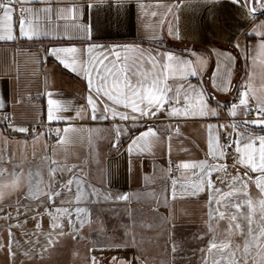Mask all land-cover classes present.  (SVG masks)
<instances>
[{"label": "crops", "instance_id": "crops-1", "mask_svg": "<svg viewBox=\"0 0 264 264\" xmlns=\"http://www.w3.org/2000/svg\"><path fill=\"white\" fill-rule=\"evenodd\" d=\"M242 3L243 0L241 4H235L233 0H19L15 3L16 38L0 40V122L10 115L12 123L7 127L0 126V169L6 170L0 173V180L12 179V173H20L21 169L25 175L31 170L34 181L40 178L35 175L39 170L44 181L42 186L51 183L54 189L60 188L61 181L74 179L71 186L65 184L60 189V195L51 201L43 196L38 199L27 197L25 186L6 195L1 199L0 206L15 207L23 202L27 217H38L49 224V211L55 212L56 207L68 208L78 231L69 228L66 216L59 218L61 228L48 231L52 233L51 239L68 237L73 241L71 250L66 253L61 251L60 254H69L71 264H93V257L97 264H113V257L117 261H129L128 253L120 252V247L122 250L133 247L136 255H146L142 246L128 244V241L137 235L139 239L146 233L150 235L147 229L150 227L152 230V222L147 218L153 216L154 223H164L166 219L159 214L164 213V209L168 210L170 200L176 204L183 201L187 210L186 205L192 208V204L196 203L194 197H208L207 191L197 195L182 191L198 179L193 172H199V169L181 168L182 162L207 160L209 164L225 165L223 170L212 173L215 186L222 189L227 187L230 176L243 174L246 171L244 165L233 166L237 155L236 133L230 125L233 121L238 123L248 118L239 114V110L236 116H232L228 108L239 99L238 88L248 80L249 69L254 73V87L259 89L261 84L264 67L259 60L255 66L248 60L246 69L245 57L241 53L246 46L251 48L260 39L253 33V28L264 23V8L256 7L255 0L256 11L249 14ZM138 4H143V9ZM21 8L32 10L23 14L25 18L31 17L38 31V35L32 38L19 37ZM78 24L87 26L90 31L82 32L76 27ZM237 42L239 48L235 46ZM91 43L104 47L113 44L137 45L153 54L171 51L175 56L192 60L196 59L193 51L196 55H203L207 58V67L202 76H189L186 81H181L179 77L170 78L169 83L175 80L186 86L187 83L197 85L202 80L207 89V102L217 109V114L169 117L166 111L161 110L150 121L157 129L158 138L150 146H134L129 155L131 137L145 130L143 123L121 121L118 116L113 118L111 113H108L107 119H93L91 106L86 100V76L66 68L50 51L53 47L75 46L81 49L80 57L86 59L87 46ZM225 53H230L235 58L234 62L230 63ZM255 54V49H252L250 55ZM218 60L221 76L226 70L231 71L228 92L218 91L209 83V74L216 71ZM148 68L150 64L145 61L144 70ZM93 74L95 76V72ZM49 99L65 104V110L59 115L66 119L48 120ZM104 100L106 97L98 101L97 115L101 114ZM249 102L254 103L251 97ZM183 104L181 99L177 106L183 107ZM81 106L87 112L77 116L76 111ZM44 121L49 122L50 127L30 137L28 126ZM209 123L214 125L213 135L220 137L221 145L223 137L233 144L232 157L227 162L224 156L213 158L206 155ZM117 124L122 129L118 140ZM69 126L71 130L65 134L63 129ZM249 127L258 135L264 134L261 132L264 126ZM20 128L27 131L22 132ZM56 129H60L59 135ZM237 130L243 132L244 128L240 126ZM65 135L66 142H61L60 137ZM170 163L180 168L173 178L168 171ZM50 168L56 169L54 176H50ZM217 176L224 179H216ZM77 179L81 181L86 197L79 204L75 201ZM251 187L255 188V185ZM93 189L98 195H92ZM124 193L128 194L126 200L112 198ZM178 197H183V200L176 201ZM61 201L68 203L61 204ZM77 206L88 210L82 214L85 219L83 227L76 219L74 208ZM148 212L151 214L147 215ZM59 231L63 235L55 234ZM117 244L121 246L116 247ZM170 248L169 242L167 253Z\"/></svg>", "mask_w": 264, "mask_h": 264}, {"label": "snow or ice", "instance_id": "snow-or-ice-1", "mask_svg": "<svg viewBox=\"0 0 264 264\" xmlns=\"http://www.w3.org/2000/svg\"><path fill=\"white\" fill-rule=\"evenodd\" d=\"M18 2L19 0H0V40L16 38L14 36V4ZM233 3L241 4V0H233ZM250 4L251 0H243L242 7L248 8L249 14L254 13L256 7L264 8V0H257L256 7H251ZM138 7L143 9L144 6L138 4ZM26 11L31 12L32 10L30 8L20 9L19 37L32 38L38 35V31L33 26L31 17H24L23 14ZM59 11L62 12L64 9ZM152 14L155 15V13ZM76 27L85 33L90 31L87 26L82 24H78ZM253 33L260 39L251 48L246 46L241 53L245 57L246 69H248V60L252 61L253 66L259 60L261 66L264 67V23L254 27ZM235 46L240 47L238 42ZM252 49H255L254 56L250 55ZM50 51L66 68L86 76L88 91L86 100L87 104L91 106L93 119H107L108 113H111L113 118L118 116L121 121L131 120L133 123H143L145 130L140 131L139 135L131 137V143L128 146L129 155L133 152L134 146H150L158 138L157 129L150 124V121L161 110L166 111L169 117H207L217 114V109L210 107L207 102V89L203 86L202 80L197 85L187 83L185 86L184 83L175 80L172 84L169 83L170 78L179 77L181 81H186L189 76H202L207 67V58L203 55H196L194 51L192 54L196 56L195 60L175 56L171 51L153 54L150 50H144L137 45L113 44L110 47H104L91 43L87 46L86 59L80 57L81 49L75 46L53 47ZM224 55L230 63L234 62L235 58L230 53ZM145 61L150 64V68L147 70H144ZM220 68L218 60L216 71L209 74V83L218 91L228 92L231 86V71L226 70V73L221 76ZM253 76L254 73L249 69L248 80L238 88L240 92L238 102L232 103L228 108L232 116H236L238 110L239 114L243 116H248L252 111H255L254 118L241 120L238 123L233 121L230 125L236 133L234 142L237 155L233 166L244 165L246 171L243 174L237 173L230 176L227 190H224L215 186L212 173L223 170L225 165L209 164L207 160L182 162L180 165L183 169H199V172H193V175L198 179L191 182L190 187L184 188L182 191L185 194L190 192L191 195H197L202 191L208 193L206 201L209 208L208 219L204 222L207 232L201 233L208 239L206 246L200 249L201 264H264V134L258 135L249 127L250 125L264 126V72L261 74L259 89L252 83ZM105 97L101 114L97 115L98 101ZM250 97L254 101L252 104L249 102ZM181 99L184 102L183 107H178ZM194 100L195 102H193ZM217 103L219 105V102ZM65 108V104L60 100L49 99L48 120L66 119L59 115ZM81 112H87V109L81 106L77 109L76 115L79 116ZM240 126H243V132L237 130ZM207 127L209 132L206 155L213 158L225 156L226 146L219 143V136L213 135L214 125L209 123ZM19 130L27 131L25 128ZM70 130L71 126L63 129L65 134ZM115 130L118 140L122 129L117 124ZM56 132L59 135L60 129H56ZM261 132H264V128H261ZM60 141L66 142V135L61 136ZM4 171L6 170L0 169V173ZM55 171V168H50V176H54ZM249 172L258 174L249 176ZM35 175L40 178L34 181L31 170L25 175L21 169L20 173H12V179L0 180V199L26 186L27 191L24 194L27 197L38 199L43 196L46 200L51 201L53 197L60 195V189H63L65 184L71 186L74 179L69 178L66 182L61 181L60 188L54 189L51 187V183L42 186L44 181L39 170ZM216 179L222 180L224 177L217 176ZM75 182L77 184L75 201L79 204L86 197L81 187V181L77 179ZM175 183L174 180L173 185ZM252 184L257 190L255 193L250 191ZM92 195H98L95 189H93ZM174 197L175 187H173ZM112 198L126 200L128 194L124 193ZM213 202H215V208L212 207ZM64 203L68 202L61 201V204ZM87 211L86 208L80 206L74 208L76 219L80 221V227H83L85 223L82 214ZM48 215L51 218L50 226L53 230L62 227L59 218L66 216L69 228L72 231H78L73 225L72 215L68 208L56 207L55 212L49 211ZM36 227L39 228V224ZM55 234L63 235V232L59 231ZM8 235L9 254L13 255L10 230ZM46 235L50 238L46 245L42 246L41 251L53 243L52 233H46ZM115 246L120 247L121 245ZM173 250H175V245H173ZM112 259L113 264H131L130 261L124 259L119 261L115 257ZM93 264H97L94 257Z\"/></svg>", "mask_w": 264, "mask_h": 264}, {"label": "rangeland", "instance_id": "rangeland-1", "mask_svg": "<svg viewBox=\"0 0 264 264\" xmlns=\"http://www.w3.org/2000/svg\"><path fill=\"white\" fill-rule=\"evenodd\" d=\"M224 190H227V187ZM250 191L256 192L254 187H251ZM201 197H194L196 203L192 204V208L186 205L187 210L183 201H179L183 200V197L176 199L179 201L177 204L170 200L171 206L168 210L164 209V213L159 214L166 219L164 223H154L153 216L146 219L152 222L150 223L152 230L149 229L150 227L147 229L152 234L146 233L140 239L136 234V238H131L128 241V244L142 246L146 254L145 256L136 255L138 257L137 263L139 260H144L147 264H201L202 253L200 249L206 246L208 239L206 235L202 236L201 233L207 232V226L204 222L208 219L207 213L209 211L206 203L208 197ZM1 202L0 199V205ZM212 207H216L215 202H213ZM26 210L23 202L15 207L0 206V245H2L0 247V264H71V256L69 254L62 255L60 252L70 251L73 241L68 237L62 240L52 239L53 243L41 251L42 246H45L49 239L46 233L51 230V226L47 221L38 217L34 219L27 217ZM152 211L154 212V210ZM233 211L235 210L233 209ZM38 212H40V208H38ZM150 214L151 212H148L147 215ZM37 224H39V228L36 227ZM9 230L12 233L11 250L13 255L9 254ZM154 231L157 233L153 234ZM151 235L154 238L148 239L147 237H151ZM169 242L171 248L167 253L166 249H168ZM173 245H175V250H173ZM133 250V247H124V250L120 247L119 249L120 252L128 253L126 255H128L131 264H136Z\"/></svg>", "mask_w": 264, "mask_h": 264}, {"label": "built area", "instance_id": "built-area-1", "mask_svg": "<svg viewBox=\"0 0 264 264\" xmlns=\"http://www.w3.org/2000/svg\"><path fill=\"white\" fill-rule=\"evenodd\" d=\"M236 102H238L237 99H236ZM250 104H252V103H250ZM246 117L248 119L254 118L255 117V111H252ZM10 119H11L10 115L6 116L5 119L0 122V126L7 127V126L12 125ZM28 127H29L28 135L29 136H34V135L38 134L39 132L49 128L50 127V123L47 122V121H44V122H40V123H37V124L29 125ZM223 140H224L223 145L226 146V149H225L226 150V154H225L224 158H225V161L227 162L228 160L231 159L234 148H233L232 142L230 140H228L226 137H223ZM168 171H169L170 175L173 178L180 171V168L175 163H170L168 165ZM133 255H134V259L136 261V264H139V263L140 264H147V262H145L144 260H139L138 261L139 263H137V258L138 257H136L135 253H133Z\"/></svg>", "mask_w": 264, "mask_h": 264}, {"label": "water", "instance_id": "water-1", "mask_svg": "<svg viewBox=\"0 0 264 264\" xmlns=\"http://www.w3.org/2000/svg\"><path fill=\"white\" fill-rule=\"evenodd\" d=\"M254 1L255 0H251V7H254Z\"/></svg>", "mask_w": 264, "mask_h": 264}]
</instances>
